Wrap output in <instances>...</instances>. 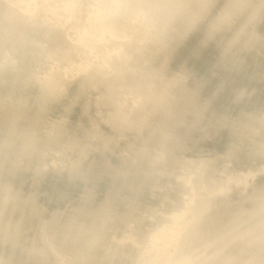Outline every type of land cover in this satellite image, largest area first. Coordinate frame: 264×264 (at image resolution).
Segmentation results:
<instances>
[{"label":"rangeland","instance_id":"374dc122","mask_svg":"<svg viewBox=\"0 0 264 264\" xmlns=\"http://www.w3.org/2000/svg\"><path fill=\"white\" fill-rule=\"evenodd\" d=\"M161 1L0 0V264H264V0Z\"/></svg>","mask_w":264,"mask_h":264},{"label":"bare ground","instance_id":"6f19581e","mask_svg":"<svg viewBox=\"0 0 264 264\" xmlns=\"http://www.w3.org/2000/svg\"><path fill=\"white\" fill-rule=\"evenodd\" d=\"M135 1V0H134ZM193 1V0H192ZM200 2L199 3H201V1H204V0H199ZM229 1V0H228ZM231 1V0H230ZM133 2V1H132ZM162 3L159 5H153L152 7H151V9L153 8V10L155 11H157V10H163V9H166L165 10V12L166 11H170V12H172V10H177V9H185L186 10V3L188 2L187 0H162L161 1ZM194 2V1H193ZM207 2V1H206ZM233 2V1H232ZM130 3V2H129ZM135 4V3H134ZM230 4V3H229ZM232 4H234V3H232ZM191 5V4H190ZM255 5V4H254ZM193 6V5H192ZM191 6V7H192ZM195 6V5H194ZM194 6H193V8H194ZM231 6V5H230ZM232 6H234V5H232ZM236 6V5H235ZM234 6V7H235ZM239 7V6H238ZM260 7V6H259ZM144 8V7H143ZM200 8H202L201 6H200ZM199 8V9H200ZM195 9V8H194ZM193 9V10H194ZM232 9H234V8H232ZM238 9V8H237ZM241 9V8H240ZM136 10V9H135ZM260 10V9H259ZM258 10V11H259ZM164 11V10H163ZM189 11V10H188ZM192 11V10H191ZM201 11V10H200ZM199 11V12H200ZM255 11V10H254ZM174 12H176V11H174ZM183 12H185V11H183ZM234 12V11H233ZM257 12V11H256ZM168 13V12H167ZM186 14H188V13H186ZM154 15V14H153ZM174 15V14H173ZM152 16V15H151ZM155 16V15H154ZM188 16H190V14H188ZM188 16H187V18L186 19H189L188 18ZM150 17V16H149ZM169 18V17H168ZM223 18H225V17H223ZM92 19V18H91ZM148 20V19H147ZM220 20V19H219ZM223 20V19H222ZM148 23V22H147ZM166 23V22H165ZM222 23H223V21H222ZM150 26V25H149ZM106 27H108V26H106ZM151 27V26H150ZM215 27V26H214ZM148 28V27H147ZM155 28V27H154ZM158 28V27H157ZM89 29V28H88ZM156 29V28H155ZM150 30V29H149ZM90 31V30H89ZM152 31V30H151ZM149 32V31H148ZM157 32V31H156ZM154 35H156V34H154ZM158 36V35H157ZM91 40V39H90ZM93 40V39H92ZM99 40V39H98ZM93 42V41H92ZM105 44V43H104ZM95 46V45H94ZM103 46V45H102ZM87 47V46H86ZM96 47V46H95ZM98 47V46H97ZM163 47V46H162ZM89 48V47H88ZM99 48V47H98ZM138 48V47H137ZM131 49V48H130ZM138 49H140V47L138 48ZM163 49H165V48H163ZM99 50V49H98ZM150 50V49H149ZM100 51V50H99ZM105 51V50H104ZM109 50H107V52H108ZM142 51H143V49H142ZM91 52V51H90ZM140 52V51H139ZM142 54V53H141ZM124 56H125V53H124ZM148 63V62H147ZM143 72V71H142ZM155 72V71H154ZM135 74H137V73H135ZM153 77V76H152ZM151 77V78H152ZM175 78V77H174ZM160 79V78H159ZM144 82V81H143ZM166 83V82H165ZM167 85H169V84H167ZM182 88V87H181ZM156 91V90H155ZM194 93V92H193ZM194 95V94H193ZM185 97V96H184ZM124 100V99H123ZM193 100V99H192ZM188 106V105H187ZM189 108V107H188ZM194 109H195V107H194ZM191 111V110H190ZM115 112V111H114ZM198 115V114H197ZM169 116V115H168ZM179 116V115H178ZM112 118V117H111ZM159 119V118H158ZM162 123V122H161ZM171 125V124H170ZM168 129V128H167ZM169 131V130H168ZM170 143V142H169ZM172 145V144H171ZM170 145V146H171ZM160 146H161V144H160ZM119 172H120V170H118ZM121 171H122V169H121ZM124 172H126L125 170H124ZM130 172V171H129ZM121 173V172H120ZM118 174V173H117ZM124 176V175H123ZM127 176V175H126ZM264 204V203H263ZM261 205V204H260ZM203 206V205H202ZM205 207V206H204ZM260 207H262V205L260 206ZM260 210V209H259ZM244 214V213H243ZM250 214V213H249ZM258 214V213H257ZM240 215V214H239ZM261 215H262V213H261ZM242 216V215H241ZM264 216V215H263ZM257 218V217H256ZM239 219V218H238ZM263 219V218H262ZM1 221H4V220H1ZM226 223V222H225ZM264 224V223H263ZM262 224V225H263ZM261 226V224H259V227ZM49 227V226H48ZM224 227V226H223ZM228 227V226H227ZM263 227V226H262ZM251 228V227H250ZM55 229V228H54ZM182 229V228H181ZM219 229V228H218ZM225 229V228H224ZM53 230V229H52ZM248 230V229H247ZM179 232H181V231H179ZM226 232V231H225ZM50 233V232H49ZM174 233L175 232H168V234H165V238H164V240L165 239H167V246L166 247H168V245L170 244V242H171V235L173 234V236H175L174 235ZM182 233V232H181ZM47 234V233H46ZM178 234V233H177ZM53 235V234H52ZM211 235V234H210ZM228 235V234H227ZM259 235V234H258ZM261 235V234H260ZM46 236V235H45ZM44 236V237H45ZM205 236V235H204ZM263 236V235H262ZM210 237V236H209ZM211 237H213V236H211ZM172 238H174V237H172ZM202 238V237H201ZM215 238V237H214ZM222 238V237H221ZM224 238H225V236H224ZM230 238V237H229ZM261 238V237H260ZM249 239H252V238H249ZM248 239V240H249ZM178 240H179V238H178ZM201 240V239H200ZM199 240V241H200ZM218 240V239H217ZM223 240V239H222ZM56 241V240H55ZM174 241H176V240H174ZM226 241V240H225ZM263 241V240H262ZM197 242V241H196ZM229 242H232V241H229ZM252 242V241H251ZM259 242H261V241H259ZM137 243V242H136ZM178 243V242H177ZM199 243V242H198ZM228 243V242H227ZM233 243V242H232ZM262 243H264V242H262ZM229 244V243H228ZM240 244V243H239ZM253 244V243H252ZM176 245V244H175ZM199 245V244H198ZM216 245H217V243H216ZM236 245V244H235ZM263 245V244H262ZM261 245V246H262ZM177 246V245H176ZM231 246H232V244H231ZM242 246V245H241ZM244 247V246H243ZM242 247V248H243ZM55 248V247H54ZM141 248V247H140ZM182 248V247H181ZM186 248V247H185ZM235 248V247H234ZM238 248V247H237ZM142 249V248H141ZM256 249V248H255ZM33 250V249H32ZM143 250V249H142ZM179 250V249H178ZM228 250V249H227ZM250 250V249H249ZM174 251H175V249H174ZM183 251V250H182ZM229 251V250H228ZM235 251V250H234ZM241 251V250H240ZM31 252V251H30ZM50 252V251H49ZM178 252V251H177ZM176 252V253H177ZM181 252V251H180ZM27 253H29V252H27ZM160 257H161V259H160V261L161 260H163V259H165V261H169V263L170 264H172L173 262H171V259L169 260V255H168V253H167V249L166 248H164V249H162L160 252ZM172 253V252H171ZM175 253V252H174ZM233 253V252H232ZM39 254V253H38ZM178 254H179V252H178ZM177 254V255H178ZM182 254V253H181ZM262 254V253H261ZM140 255V254H139ZM255 255V254H254ZM264 255V254H263ZM172 256V255H171ZM261 257V256H260ZM226 258V257H225ZM229 258V257H228ZM227 258V259H228ZM141 259V258H140ZM258 259V258H257ZM41 260V259H40ZM45 260V259H44ZM259 260H260V258H259ZM262 260V259H261ZM46 261V260H45ZM159 261V262H160ZM264 261V260H263ZM138 263V262H137ZM154 263H156L157 264V261H155ZM161 263H162V261H161ZM168 263V262H167ZM152 264V263H151ZM160 264V263H159ZM175 264V263H174ZM176 264H192V260L191 259H189V257H185V256H182L181 257V255H180V258L179 259H177V262H176Z\"/></svg>","mask_w":264,"mask_h":264}]
</instances>
